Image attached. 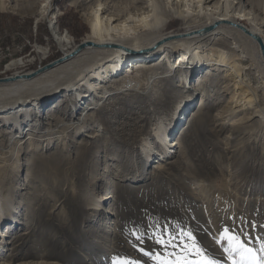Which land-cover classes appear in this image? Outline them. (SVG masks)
Wrapping results in <instances>:
<instances>
[{
  "label": "rangeland",
  "instance_id": "rangeland-1",
  "mask_svg": "<svg viewBox=\"0 0 264 264\" xmlns=\"http://www.w3.org/2000/svg\"><path fill=\"white\" fill-rule=\"evenodd\" d=\"M98 1L0 0V13L11 14L19 25L31 24L26 36L19 30L7 42L0 36V78L33 71L71 51L61 50L50 24L74 48L90 31L88 18ZM101 1L109 7L105 18L120 14L121 20L137 19L130 10L135 0ZM242 1L246 11L264 17V0ZM64 14L81 25L76 27L79 34L60 26ZM179 23L174 18L168 28ZM38 47L45 48L46 56ZM148 49L139 52L152 53L147 61L151 68L137 73L134 88L118 90L111 78L96 80L92 92L75 89L76 84L75 90L60 88L37 104L27 102L28 116L17 112L0 117V229L8 231L0 236V264H160L154 256L175 260L182 246L155 241L175 237L180 245L181 239L187 241L184 232L192 233L216 264H233L239 256L226 251L224 228L264 257V117L247 124L242 113H232L222 70L202 66L192 72L176 64L169 71L173 56ZM85 56H78L71 69L53 72L65 80L57 82L81 83L84 70L91 73L109 59L99 54L82 61ZM122 68L115 74L126 72ZM48 85H28L23 95ZM164 90L169 91L166 103L152 109L150 99ZM74 94L81 97L73 101ZM14 96L0 95V105ZM88 105L86 115L82 110ZM19 125L22 140L30 137L25 143L15 137ZM56 125L57 132L43 135ZM170 127L174 133L169 141L177 144L168 149V143L159 145L155 131ZM81 151L85 166L79 171ZM34 155L45 159L39 168ZM60 158L66 160L62 167ZM53 166L61 168L58 178L65 181L60 189L46 181Z\"/></svg>",
  "mask_w": 264,
  "mask_h": 264
},
{
  "label": "bare ground",
  "instance_id": "bare-ground-1",
  "mask_svg": "<svg viewBox=\"0 0 264 264\" xmlns=\"http://www.w3.org/2000/svg\"><path fill=\"white\" fill-rule=\"evenodd\" d=\"M210 1L135 0L130 10L131 12L133 10L137 12V15L136 13L133 14L137 19L128 21L126 19L121 20L120 14L105 18L109 7L106 3L99 0L96 13L93 17L88 18L90 31L74 48H72L74 45L69 46L67 36L57 32L52 24H50L52 35L60 45L61 50L65 51L64 53L70 49L72 50L61 56H66L63 61L55 63L47 70L38 71L31 77L26 76L33 73L36 69L27 73L17 71L13 75L2 77L5 78V81L0 82V95L14 96L16 94V96L0 105V117H9L17 112L28 116L29 111L26 109L27 102L36 101L34 103L37 104L42 98L55 95L59 92L60 88L72 90L76 84L79 85L75 89L83 86L86 91L92 92L97 88L98 83L96 80L111 78L113 86L118 90L134 88L138 84L137 73L143 74L151 68V65L148 66L147 61H149L148 57L152 53L140 54L141 52L139 51L156 48L150 52L159 51L163 54L167 51L173 56L171 64L168 63L169 71L176 64L180 68L187 66L192 72H198L202 66L210 67L214 70H222L227 82V103L232 113H242L243 117L241 120L247 124L253 118H263L264 17L258 19L256 14L249 11L250 9L246 11V1L216 0L214 5H209L208 2ZM2 5L3 3H0V8L3 7ZM174 18L179 19L180 23L173 30L168 28V26ZM116 21L117 23H115ZM197 30L205 31V33L197 36ZM179 33H189V35L178 39L175 36ZM253 36L257 37L258 40ZM110 43H117V46H123V48L118 49L114 47L116 45ZM79 46H81V49H76ZM38 52H41L42 56H46L44 47H38ZM69 54L72 55L69 56ZM82 54H86L82 61L86 60L87 57L89 58V56L97 59L96 56L99 54L103 55L102 59L105 57L109 59L98 64L95 70H91V73H89L90 71L79 69L78 72H82V70L85 72L79 79L82 81L81 83H58L57 81L65 80L58 79L59 76L61 77V74L55 75L53 72L61 68L71 69L73 63L76 62L74 60ZM164 56L166 57V54ZM78 60L80 61V59ZM105 62H109V64L104 65ZM130 62L132 67L129 66ZM244 64H247V66ZM90 66L92 67L93 65L90 64L88 67ZM77 68L79 67L77 66ZM121 68L125 69L126 72L120 73V75L115 74ZM258 78L260 79L259 83H257L259 81ZM48 82L47 89L38 93L23 95V89L28 85ZM199 82L197 85L200 84ZM26 96L29 98L26 99ZM77 97L80 98L81 94H74L73 101H76ZM168 97V90H164L153 96L150 99L152 109L161 107L166 103ZM199 106L201 104L197 108ZM91 107L92 105L85 106L82 113L86 111L84 114L87 115V110ZM180 108L181 106H179ZM180 114H182L181 110L175 115L174 122L180 119ZM79 119L81 118L79 117ZM30 126L32 125L30 124ZM29 129L32 128L28 127L26 130ZM58 129L59 125H56L54 129L49 130L43 135L47 136L48 133H55ZM23 130L24 128L21 130L19 128L18 134L15 137L17 136L19 138L18 141L25 143L30 137L25 138L23 141ZM166 130L157 128L155 133L158 137L159 145L163 147H168L169 145L168 149H171L177 142L174 140L169 141V137L174 133L173 129L167 130L168 132L165 133ZM21 150H25L24 146L21 147ZM79 159L78 170L82 171L85 166L83 151H81ZM44 160V157L40 155H34L32 158L33 162L38 163V168L44 164ZM58 163L62 167L66 163L65 158H60ZM51 164L52 162H49L47 165ZM54 165L57 164L55 163ZM57 166L52 167L51 174L46 178V181L50 185H55L60 189L65 181L58 178V175L61 174V168L59 169ZM1 167L2 163L0 164ZM240 231L241 229H239ZM6 232L1 228L0 236H5Z\"/></svg>",
  "mask_w": 264,
  "mask_h": 264
},
{
  "label": "snow or ice",
  "instance_id": "snow-or-ice-1",
  "mask_svg": "<svg viewBox=\"0 0 264 264\" xmlns=\"http://www.w3.org/2000/svg\"><path fill=\"white\" fill-rule=\"evenodd\" d=\"M184 236L187 237V241L181 239L180 245L174 243L175 237L165 240L163 237L157 239V244L169 247H181V255L177 256L175 260L169 261L167 257L163 260L156 255L153 259L160 261V264H216L215 261L209 259L204 255V250L197 243L196 237L190 232H184ZM222 238L227 239L229 247L226 251L235 252L239 256V260H233V264H264V257H257L253 249L247 247L240 239L238 235L229 234V229L224 228L222 232ZM137 239H140L137 237ZM264 250V247H262ZM141 251H144L141 249ZM145 255H148L145 252ZM175 255V253H172ZM191 257V259H189ZM232 259V257H229Z\"/></svg>",
  "mask_w": 264,
  "mask_h": 264
},
{
  "label": "trees",
  "instance_id": "trees-1",
  "mask_svg": "<svg viewBox=\"0 0 264 264\" xmlns=\"http://www.w3.org/2000/svg\"><path fill=\"white\" fill-rule=\"evenodd\" d=\"M67 14H64L63 17L60 18V26L63 28H69L72 32L75 34H79L76 32V27L80 25L78 22H76L75 18L72 17V19L68 18V16H65ZM13 16L8 13H0V36L3 37V39L7 42L9 41V36L13 32H17L18 30L21 32L23 36H26L28 31L30 30V23H26L25 25H19L16 22L13 21ZM81 27V25H80ZM86 25L81 28L79 31L80 33H83L86 30ZM81 35V34H80ZM17 40H20L19 37L16 38Z\"/></svg>",
  "mask_w": 264,
  "mask_h": 264
},
{
  "label": "water",
  "instance_id": "water-1",
  "mask_svg": "<svg viewBox=\"0 0 264 264\" xmlns=\"http://www.w3.org/2000/svg\"><path fill=\"white\" fill-rule=\"evenodd\" d=\"M245 31V30H244ZM254 37V36H253ZM256 40H258L257 39V37H254ZM83 48V47H82ZM76 49H81V46H79V47H77ZM76 51V50H75ZM74 51V52H75ZM70 55H72V54H69V56ZM66 56H64V57H61V58H58V59H56V60H53V61H51V62H49V63H47V64H45V65H43V66H41V67H39V68H37L35 71H33V73H31V74H29V75H27L26 77H31L32 75H35V73H37L38 71H44V70H47L48 68H50L52 65H54L55 63H58V62H60V61H63L64 60V58H65ZM5 81V78H0V82H4Z\"/></svg>",
  "mask_w": 264,
  "mask_h": 264
}]
</instances>
